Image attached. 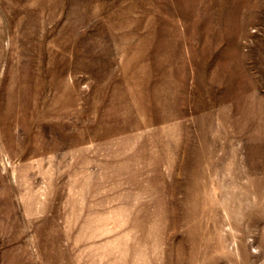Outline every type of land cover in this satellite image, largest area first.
<instances>
[{"label": "rangeland", "instance_id": "rangeland-1", "mask_svg": "<svg viewBox=\"0 0 264 264\" xmlns=\"http://www.w3.org/2000/svg\"><path fill=\"white\" fill-rule=\"evenodd\" d=\"M0 264H264V0H0Z\"/></svg>", "mask_w": 264, "mask_h": 264}]
</instances>
